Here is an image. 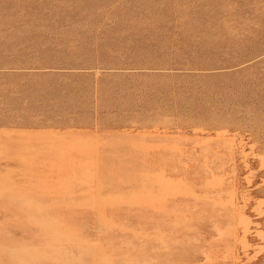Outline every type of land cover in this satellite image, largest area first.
I'll list each match as a JSON object with an SVG mask.
<instances>
[{
    "label": "rangeland",
    "instance_id": "1",
    "mask_svg": "<svg viewBox=\"0 0 264 264\" xmlns=\"http://www.w3.org/2000/svg\"><path fill=\"white\" fill-rule=\"evenodd\" d=\"M41 143L53 146L23 175ZM90 143L87 174L76 171L71 148ZM110 178L125 191L141 182L134 201L156 192L155 218L163 198L192 189L167 221L179 227L175 245L171 235L146 246L147 234L116 231L66 247L56 229L16 232L28 225L12 189L49 208ZM218 196L228 211L236 203L242 222L224 244L215 223L234 218L213 206ZM134 208L118 211L124 228L140 226L144 211ZM60 246L76 264L79 254L100 264L102 255L111 264H264V0H0V264H63Z\"/></svg>",
    "mask_w": 264,
    "mask_h": 264
},
{
    "label": "bare ground",
    "instance_id": "2",
    "mask_svg": "<svg viewBox=\"0 0 264 264\" xmlns=\"http://www.w3.org/2000/svg\"><path fill=\"white\" fill-rule=\"evenodd\" d=\"M73 140H76V139H73ZM58 141H60V140H58ZM86 142H88V141H86ZM52 144H51V146H53ZM91 144L92 143L88 144L87 146L90 145V147H88L86 149H85V146L78 147L76 145H75L76 147L71 148L72 149L71 151L72 152H75V153H72V155L74 154L77 157V160L74 161L76 163V165H74V167H76V171H80V172L84 173L88 169V165L89 164L88 165L87 164H83L81 162V158H82L83 155H86L87 149L88 150L91 149V146L93 145V144L92 145ZM57 146L58 145H56L55 147H57ZM60 146H61V143H60ZM32 147H33V145H32ZM47 147H49V146H47V143H41V145H38V146H35L34 147L35 148L34 150H39L40 151V152L38 151V153L41 156H40V158L37 161L30 162V163H28L26 165L27 166V169L25 170V173L23 175H28V174L32 173L34 167L38 163H41L43 161V159H44L43 156H45L44 154L45 153H49V152H47V150H48ZM50 147H49V149H50ZM26 148H24L23 150H25ZM27 149H29V147ZM53 150H55V149H53ZM69 151L70 150H68V152L65 153V155H67L69 153ZM52 154H55V153H52ZM37 155L35 156L36 158L38 157ZM55 156L56 155H54V157ZM56 165H54V166H56ZM48 167H50V166H48ZM88 173H89V171H88ZM86 174H87V172H86ZM29 177L30 176H28V178ZM148 179H149V177H148ZM42 180H43V178H42ZM42 182H44V181H42ZM35 183H37V181ZM122 183L123 182H120L118 180H116L114 182L113 179L110 178V181L108 183H105V184L103 183L102 185H99V187H97V188H95V186L94 185H91V184L86 185L85 188H84V190L87 189V188H89L91 186L92 187V189H91V192L92 193H89L88 192V193L75 194L73 192H70V193H68V195L73 196V197L68 198V199H62L61 201L57 202L56 204L54 203L55 205H52L49 208L40 206L39 204H28L27 202L25 203V200L23 198L25 196L29 195L30 192H28V191L27 192L26 191L16 192V189H14V190L12 189L11 191H9V194H10V197L9 198L10 199H16V200L22 202V205L20 204L21 208H19L17 210V212H16V217L22 219L21 221L23 223L24 222L27 223V225H28V228H23V229H21L19 231H16V232L22 233L24 235H30V234L34 233V231L37 230V229L38 230H41L42 229V231H43V229H44V231H46V229H56V230H58V233H57L56 230H54V232H56L57 234H60L62 236H65L63 239L65 240V246L66 247L67 246L68 247L69 246L74 247L76 244H78L80 242L83 245H85L86 242H84L83 240H86L87 241V239H93V240L94 239H96V240L97 239H100V240H103V238L110 237L116 231H118V232L119 231H123L122 233H120V235L123 236V237H125V239H129L130 237L131 238L132 237H135V239H141L142 240L141 235L147 234L146 239L144 238V240L142 242L146 246H148V244H150V243H154V241H157V240L162 241L163 238L158 239L160 236L161 237H164V236L171 235L174 238V245H175L176 244V240L175 239L180 234V231H178V228L179 227L178 228H175L176 226L174 225L175 226L174 227V230H170L167 221H170L171 220L172 222H174L175 218H174L173 215L174 214L176 215L177 213H180V205H181L182 202H184L183 201L184 200L183 199L184 196H182V194L189 195V192L192 193L191 192L192 189L187 185V187L189 189L186 186L183 187L182 188V193L179 196L174 197L171 200H167V199L163 198L164 207L162 208L161 214H160V210L161 209L159 207H156V210H159L158 211L159 214H158L157 218H155V216L151 215L150 214L151 212L148 211V207L152 203H160L161 204L159 195H156V192H154V191H150L148 194H146V196L147 195L148 196L145 199L139 200V198H138L137 201L136 200L134 201V199L132 200L131 197H134V196H136L138 194H141L140 193L141 192L140 191L141 186H142V188L145 187V186L142 185L141 182L132 183L131 189L125 191V190H123V188H121ZM143 184H146V181H144ZM149 184H151V183H148V187H149ZM153 186H154V184H153ZM126 187H128V185ZM213 187L214 188H217V186H213ZM11 188H13V186ZM153 188L155 189V187H153ZM99 189H100V191H99ZM194 193L197 194L196 191ZM46 196H48V195H46ZM218 197H219V200H217V201H216V199H213V201H214L213 206L218 207V208L221 207L219 209H221L222 212H223V214H225L226 216H229V214L232 212L233 218H234V223H231L230 226H228V227H224L225 220H223L222 223H215V228H216L215 236L217 237L215 240L218 241L219 243H223L224 244V243L228 242L230 239L235 238L239 234V229H240V227H242L240 224H242V222L240 221L241 219L240 220H237L238 219L237 216H238V214H239L240 211H237L238 210V207H237L236 203L235 202H231V204L233 205V208L234 209L233 208H230L231 211H228L227 208H226V205H225V203H226L225 199L222 196H218ZM36 202H38V201H36ZM137 203L141 207L138 210H143L144 211V213L142 215L140 214L141 215L140 216V226H138L136 228H133L131 230L129 228H124L123 226L120 225V223H121L120 222V219H121V216L123 214H121L118 211H120L121 209H125V208L126 209H128V208L130 209L131 208L132 211H135L136 209L134 208V204H137ZM201 204L206 205L208 203L203 201ZM42 205H44V204H42ZM177 215H180V214H177ZM143 217H145V218H143ZM147 218H151L153 220V222H151V224L148 225V226H144V220L147 219ZM85 219H90V222L89 223H86L85 222ZM154 220H155V223H156L155 224V228L153 226L154 225ZM202 221H201V223H203ZM244 226L246 228L247 225H244ZM185 232L187 233V235H194L195 234V231L190 230V229H186ZM53 234H55V233H53ZM247 234H248V231L244 230V236H245V237H243L244 244L247 242ZM150 235H155V237H157V238H150L149 239L148 237ZM39 236H38V238H39ZM56 237H58V236H55V238ZM39 240H41V239H39ZM112 240H113L112 237L110 239H108L109 242H111ZM58 241H61V239L58 240ZM48 243L50 244V247L49 246H46V247L52 248L51 247L52 246L51 244H53L54 241H48ZM60 244L63 245V242L61 241ZM87 244H86V246H87ZM91 244H93L95 246V252L98 253V250L96 249V247H97L96 244L97 243L96 244L91 243ZM101 244H102L101 251L102 252L107 251V248L106 247L108 246L109 243H107L105 241V242H102ZM37 245H35V246H37ZM40 245H39V247H40ZM90 245H88V246H90ZM93 245H91V246H93ZM33 246L34 245H32V248H33ZM80 247H82V246H80ZM26 248L29 249V247H26ZM26 248H24V249H26ZM35 248H37V247H35ZM35 248H33L32 250L35 251ZM61 248H62V250L59 248V250H61V252H57V253H63L62 256H64V255L67 256L68 253H69V252L67 253L68 250H66L64 252L63 251V246ZM81 249H83V248H81ZM204 249H203V251H204ZM92 250L94 251V249H92ZM34 251H33V253H34ZM42 252H44V251H42ZM33 253H32V255H33ZM71 253H72V251L69 254H71ZM157 254H159V253H157ZM59 255H61V254H59ZM74 255H75V253L73 252V255L67 256L64 261H63L62 258H61L62 260H60V258H59V259H55V261L56 260L57 261L60 260L63 264H64V262H67L65 264H68V263L69 264H76L75 263V258H73ZM205 255H207V254H205ZM216 255H217V253H216ZM33 256H38V255H33ZM44 256H46V255H44ZM78 256H79L78 257V261L76 260L77 264H100L99 262L98 263H92L94 261L92 260V258H91L92 256H90V255L88 256V258H84L80 254ZM93 257H95V256H93ZM205 257L208 258L207 256H205ZM229 257L225 256V260H227L226 258H229ZM156 258H155V260H156ZM50 259H53V258L51 257ZM94 259H96V258H94ZM106 259H107V256L106 255H102L101 258H97V260H99V261H104V264H111V263H107L106 262ZM158 259H159V257H158ZM174 259H175V257L168 258L166 261L162 262V264H178L179 262L176 263V260L181 259V257L176 256L175 261H174ZM148 260H149V258H148ZM52 262H54V260H52ZM216 262H218V261H216ZM128 264H135V263H133V261H132V262H130Z\"/></svg>",
    "mask_w": 264,
    "mask_h": 264
},
{
    "label": "clouds",
    "instance_id": "3",
    "mask_svg": "<svg viewBox=\"0 0 264 264\" xmlns=\"http://www.w3.org/2000/svg\"><path fill=\"white\" fill-rule=\"evenodd\" d=\"M24 253L23 249H12L11 250V254L13 255V257L22 255Z\"/></svg>",
    "mask_w": 264,
    "mask_h": 264
}]
</instances>
